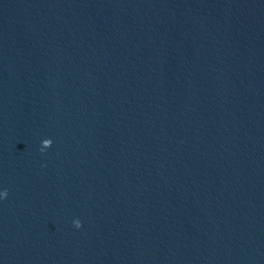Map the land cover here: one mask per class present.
Instances as JSON below:
<instances>
[{
  "label": "water",
  "instance_id": "1",
  "mask_svg": "<svg viewBox=\"0 0 264 264\" xmlns=\"http://www.w3.org/2000/svg\"><path fill=\"white\" fill-rule=\"evenodd\" d=\"M0 264H264V0H0Z\"/></svg>",
  "mask_w": 264,
  "mask_h": 264
},
{
  "label": "clouds",
  "instance_id": "2",
  "mask_svg": "<svg viewBox=\"0 0 264 264\" xmlns=\"http://www.w3.org/2000/svg\"><path fill=\"white\" fill-rule=\"evenodd\" d=\"M5 196H7V191L5 190ZM78 228L81 227V225H78L77 226Z\"/></svg>",
  "mask_w": 264,
  "mask_h": 264
}]
</instances>
